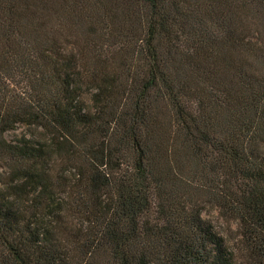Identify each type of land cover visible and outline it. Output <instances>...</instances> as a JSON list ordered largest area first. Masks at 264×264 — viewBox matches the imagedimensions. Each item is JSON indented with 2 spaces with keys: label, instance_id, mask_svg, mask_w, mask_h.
I'll use <instances>...</instances> for the list:
<instances>
[{
  "label": "trees",
  "instance_id": "trees-1",
  "mask_svg": "<svg viewBox=\"0 0 264 264\" xmlns=\"http://www.w3.org/2000/svg\"><path fill=\"white\" fill-rule=\"evenodd\" d=\"M241 258L264 264V0H0V264Z\"/></svg>",
  "mask_w": 264,
  "mask_h": 264
},
{
  "label": "rangeland",
  "instance_id": "rangeland-1",
  "mask_svg": "<svg viewBox=\"0 0 264 264\" xmlns=\"http://www.w3.org/2000/svg\"><path fill=\"white\" fill-rule=\"evenodd\" d=\"M24 131V128L21 127L17 129L16 135H20ZM203 218L214 227L215 231L224 238L234 252L241 251L239 247V234L234 224L224 220L215 210L212 209L206 210L203 213ZM236 264H245V261L241 258L236 262Z\"/></svg>",
  "mask_w": 264,
  "mask_h": 264
}]
</instances>
